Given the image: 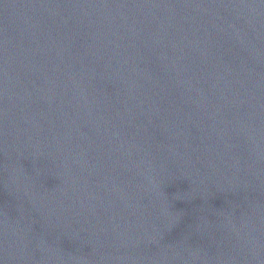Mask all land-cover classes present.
<instances>
[{"label":"water","instance_id":"1","mask_svg":"<svg viewBox=\"0 0 264 264\" xmlns=\"http://www.w3.org/2000/svg\"><path fill=\"white\" fill-rule=\"evenodd\" d=\"M0 264H264V0H0Z\"/></svg>","mask_w":264,"mask_h":264}]
</instances>
